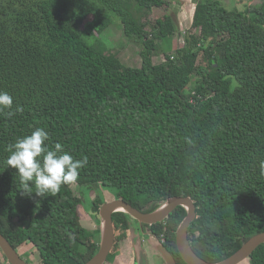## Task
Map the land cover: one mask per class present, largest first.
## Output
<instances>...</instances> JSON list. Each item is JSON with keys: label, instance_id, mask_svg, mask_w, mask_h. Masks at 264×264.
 <instances>
[{"label": "trees", "instance_id": "trees-1", "mask_svg": "<svg viewBox=\"0 0 264 264\" xmlns=\"http://www.w3.org/2000/svg\"><path fill=\"white\" fill-rule=\"evenodd\" d=\"M182 1L191 24L177 49L173 14L142 19L171 0H0V91L13 98L0 110V231L18 249L31 242L41 264H84L100 248L79 220L76 183L110 186L146 212L191 197L198 216L189 237L210 262L264 232V0L245 8ZM116 18L141 44V66L106 52L99 36ZM202 51L206 64L198 63ZM157 54L166 61L155 63ZM36 128L48 132L47 148L59 143L87 158L75 182L44 197L23 195L6 162L9 146ZM103 203L94 205L98 215ZM124 215L114 224L127 238ZM186 215L179 206L143 224L178 264H188L176 242ZM246 261L264 264V244Z\"/></svg>", "mask_w": 264, "mask_h": 264}, {"label": "rangeland", "instance_id": "rangeland-1", "mask_svg": "<svg viewBox=\"0 0 264 264\" xmlns=\"http://www.w3.org/2000/svg\"><path fill=\"white\" fill-rule=\"evenodd\" d=\"M193 2H197L200 0H192ZM183 2V3H181ZM248 2H240L239 7L245 8ZM232 8V7H230ZM184 11V14L182 12ZM167 14H173L178 26L177 30L174 34L173 42L174 47L179 48L185 45V29L187 26H190L191 20L187 19L186 11L184 7V1L175 0L169 6L155 8L149 14L143 13L142 19L145 20L148 18L150 21H154L158 18H162ZM117 19V18H116ZM189 20V21H188ZM89 37V36H88ZM86 37V38H88ZM106 44V52L110 54L117 55L121 58L127 66H141L142 65V56L141 52V44L137 41L129 40L124 33L123 24L120 19H117L114 24H112L104 33L99 36ZM88 40V39H87ZM90 43L93 42V38L89 37ZM203 51L200 54L198 63L206 64ZM153 61L155 63H162L166 61L163 54H157L153 57ZM198 77H194L192 83L189 86V90H192L194 85L197 82ZM73 189L75 194L81 198V204L78 205V217L80 222L85 226L87 230V241H97L99 244L101 242V224L102 220L100 217V212H98L94 208L95 203L99 201V199L103 202L113 200L116 194V191L107 185L93 186L91 188L86 185L73 184ZM126 214L124 211H117L114 214L116 219L126 218L124 215ZM128 217V216H127ZM129 218V224L131 228V238L133 237V241H135L136 249H137V264H146L147 261L151 264H166L162 255L156 251L154 253L155 247L161 245V241L154 235L150 234L144 235L140 231V224L134 218ZM117 221V220H116ZM90 229V230H89ZM116 242L113 251L116 249L122 248L125 250V247L129 244V240L123 238L124 234L123 228L116 223ZM134 243V242H133ZM141 243V245H140ZM144 245H146L147 250ZM154 248V249H153ZM18 251L21 256L28 261L29 264H41V257L39 250L35 247L31 242L25 243L21 246ZM150 253V254H149ZM113 255V254H112ZM153 256V259H152ZM109 263V262H108ZM242 264H249V262L245 261Z\"/></svg>", "mask_w": 264, "mask_h": 264}, {"label": "water", "instance_id": "water-1", "mask_svg": "<svg viewBox=\"0 0 264 264\" xmlns=\"http://www.w3.org/2000/svg\"><path fill=\"white\" fill-rule=\"evenodd\" d=\"M179 206H183L187 209V215L176 231V242L180 255L188 264H241L249 259L259 246L264 244V232H260L249 238L228 258L219 262H210L203 259L194 250L189 237L190 226L198 216L196 204L191 197L181 195L170 197L160 208L153 212L140 210L123 198H114L111 201L104 202L100 208V218L102 220L100 248L96 254L84 264H105L108 261L116 242L114 214L120 210V208H122L126 214L137 220L142 226L143 224L152 225L164 221ZM160 241L161 245L155 248L162 255L166 264H178L172 251L162 240ZM0 248L10 264H29L28 261L21 256L18 248H16L1 231Z\"/></svg>", "mask_w": 264, "mask_h": 264}, {"label": "clouds", "instance_id": "clouds-1", "mask_svg": "<svg viewBox=\"0 0 264 264\" xmlns=\"http://www.w3.org/2000/svg\"><path fill=\"white\" fill-rule=\"evenodd\" d=\"M12 96L0 91V110L11 109ZM16 111H20L17 107ZM49 139L48 132L36 128L30 135L18 138L9 146L10 155L7 165L17 170L20 190L29 197H44L46 193L56 194L62 184L73 183L78 179L79 170L87 164V158L74 159L65 152L62 145L55 144L54 150L45 146ZM260 174L264 175V160L259 161ZM33 185L35 191H33Z\"/></svg>", "mask_w": 264, "mask_h": 264}, {"label": "crops", "instance_id": "crops-1", "mask_svg": "<svg viewBox=\"0 0 264 264\" xmlns=\"http://www.w3.org/2000/svg\"><path fill=\"white\" fill-rule=\"evenodd\" d=\"M171 1L173 3L175 0H171ZM242 1L248 2V4H251V5H255L256 3L261 2L259 0H227L226 3L232 5V4H240V2ZM182 14H184V11L182 12ZM130 236H131V228H129L128 230V237H127V239L129 240V244L127 245V247H125V250L124 249L122 250V248L116 249L115 250L117 254L116 259L112 263H109V264H135L134 255L137 258V250L136 248H133V242H134L133 237L134 236L132 238ZM137 262H138V258H137ZM0 264H8V261L5 255L3 254L1 248H0ZM105 264H108V263L106 262Z\"/></svg>", "mask_w": 264, "mask_h": 264}, {"label": "flooded vegetation", "instance_id": "flooded-vegetation-1", "mask_svg": "<svg viewBox=\"0 0 264 264\" xmlns=\"http://www.w3.org/2000/svg\"><path fill=\"white\" fill-rule=\"evenodd\" d=\"M140 228H141L140 231H141L144 235H148V234H149L148 236L150 237V234H152V232H151L150 230H146V229H144V228H143V225H142V226L140 225ZM152 235H153V234H152ZM136 245H137V244H135V241H134V243H133V248H136ZM140 245H141V243H140ZM141 246H142V245H141ZM144 247H145V249L147 250L146 245H144ZM153 249H154V248H153ZM148 250H149V249H148ZM148 250H147V252H148ZM149 251H150V250H149ZM154 251H155L154 253H156V250H155V249H154ZM112 252H113V251H112ZM112 252H111V253H112ZM149 254H150V253H149ZM116 256H117V254L115 255V257H114L113 260H111V261L108 260L107 263H108V262H109V263H112V262L116 259ZM134 259H135V260H134V263L136 264V263H137V258H136L135 255H134ZM152 259H153V256H152ZM109 263H108V264H109ZM146 264H151V263H150V261H149V263H148V261H147Z\"/></svg>", "mask_w": 264, "mask_h": 264}, {"label": "bare ground", "instance_id": "bare-ground-1", "mask_svg": "<svg viewBox=\"0 0 264 264\" xmlns=\"http://www.w3.org/2000/svg\"><path fill=\"white\" fill-rule=\"evenodd\" d=\"M118 211H123V209H122V208H120V210H118Z\"/></svg>", "mask_w": 264, "mask_h": 264}]
</instances>
